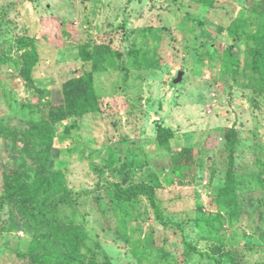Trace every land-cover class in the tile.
Returning <instances> with one entry per match:
<instances>
[{
    "label": "rangeland",
    "instance_id": "1",
    "mask_svg": "<svg viewBox=\"0 0 264 264\" xmlns=\"http://www.w3.org/2000/svg\"><path fill=\"white\" fill-rule=\"evenodd\" d=\"M260 49L264 63V0H0V124L55 123L51 158L72 198L60 215L84 230L81 257L264 264ZM88 72L100 107L67 117L66 85ZM161 128L175 135L164 143ZM17 149L0 138V264H28L19 250L52 240L3 201L4 177L28 160ZM140 182L163 221L146 195L116 193Z\"/></svg>",
    "mask_w": 264,
    "mask_h": 264
},
{
    "label": "trees",
    "instance_id": "2",
    "mask_svg": "<svg viewBox=\"0 0 264 264\" xmlns=\"http://www.w3.org/2000/svg\"><path fill=\"white\" fill-rule=\"evenodd\" d=\"M232 29L238 31L237 24H232ZM232 59L238 61L234 55V47H231ZM37 47L32 48V55H38ZM83 54L88 51L83 48ZM258 57V67L264 82L263 51L260 49ZM36 82L32 78V89H35ZM38 89V88H37ZM66 116H83L86 113L97 110L100 107L99 96L95 92L93 74L86 73L82 78L71 81L66 85L65 91ZM63 109V110H64ZM55 123L51 118L43 117L40 120L32 119L29 123L20 128L5 130L0 124V138L4 137L9 141V151L18 152L21 144L24 150H28V160L12 170L9 176L3 181V201L16 202L21 206L24 213H32L37 216L36 225L41 226L57 244H49L46 241L43 245L32 242L29 249L19 250V255L23 259L32 260L28 264H75L77 255L82 258L84 264H100L97 255L86 261L80 256L78 245L80 232L84 230L75 228L67 222L60 210L69 207L72 203L71 195L66 186V177L62 170L58 171L53 161L51 150L54 148L56 139ZM161 141L166 142L175 133L170 129L161 128L159 130ZM8 149V148H7ZM230 189L231 186L227 185ZM60 193L55 200L47 202V198L52 194ZM120 199L130 200L138 195H146L160 221H163V212L158 203L155 186L140 182L128 187L117 186ZM65 211V210H62ZM29 216V215H28ZM77 253V255H76ZM27 264V263H26Z\"/></svg>",
    "mask_w": 264,
    "mask_h": 264
},
{
    "label": "water",
    "instance_id": "3",
    "mask_svg": "<svg viewBox=\"0 0 264 264\" xmlns=\"http://www.w3.org/2000/svg\"><path fill=\"white\" fill-rule=\"evenodd\" d=\"M183 76H184V71H179V73H178V77L174 80L175 83H179V82H181L182 79H183Z\"/></svg>",
    "mask_w": 264,
    "mask_h": 264
}]
</instances>
